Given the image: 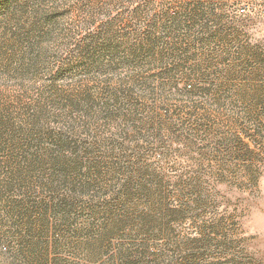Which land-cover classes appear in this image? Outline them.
<instances>
[{"label":"rangeland","instance_id":"374dc122","mask_svg":"<svg viewBox=\"0 0 264 264\" xmlns=\"http://www.w3.org/2000/svg\"><path fill=\"white\" fill-rule=\"evenodd\" d=\"M0 264H264V0H0Z\"/></svg>","mask_w":264,"mask_h":264}]
</instances>
